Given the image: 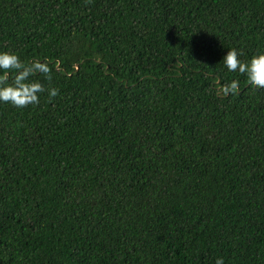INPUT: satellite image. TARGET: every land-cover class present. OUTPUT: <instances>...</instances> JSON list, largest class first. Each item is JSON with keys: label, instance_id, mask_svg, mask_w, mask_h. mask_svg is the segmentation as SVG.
Instances as JSON below:
<instances>
[{"label": "trees", "instance_id": "1", "mask_svg": "<svg viewBox=\"0 0 264 264\" xmlns=\"http://www.w3.org/2000/svg\"><path fill=\"white\" fill-rule=\"evenodd\" d=\"M57 96L0 105V264H264V0H0ZM225 48V49H224Z\"/></svg>", "mask_w": 264, "mask_h": 264}, {"label": "clouds", "instance_id": "2", "mask_svg": "<svg viewBox=\"0 0 264 264\" xmlns=\"http://www.w3.org/2000/svg\"><path fill=\"white\" fill-rule=\"evenodd\" d=\"M225 49V48H224ZM223 68L236 76L220 83L216 89L217 95H229L239 91L240 76L246 78L248 85L254 90L264 89V48L257 49L251 55L237 47H229L220 59ZM52 69L47 57L25 60L13 48H0V105H9L16 109L36 106L41 102V94L47 93V98L57 96L59 89L48 86L43 80H52ZM215 264H225L224 258L218 256Z\"/></svg>", "mask_w": 264, "mask_h": 264}]
</instances>
